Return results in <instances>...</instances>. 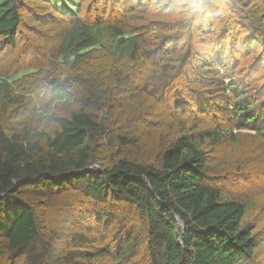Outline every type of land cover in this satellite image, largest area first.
<instances>
[{
    "label": "trees",
    "instance_id": "16d2710c",
    "mask_svg": "<svg viewBox=\"0 0 264 264\" xmlns=\"http://www.w3.org/2000/svg\"><path fill=\"white\" fill-rule=\"evenodd\" d=\"M264 0H0V264H264Z\"/></svg>",
    "mask_w": 264,
    "mask_h": 264
},
{
    "label": "rangeland",
    "instance_id": "374dc122",
    "mask_svg": "<svg viewBox=\"0 0 264 264\" xmlns=\"http://www.w3.org/2000/svg\"><path fill=\"white\" fill-rule=\"evenodd\" d=\"M257 180V182H254L255 184L254 185H258L259 183L261 184H264V179L258 177V178H255Z\"/></svg>",
    "mask_w": 264,
    "mask_h": 264
}]
</instances>
